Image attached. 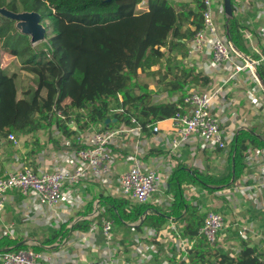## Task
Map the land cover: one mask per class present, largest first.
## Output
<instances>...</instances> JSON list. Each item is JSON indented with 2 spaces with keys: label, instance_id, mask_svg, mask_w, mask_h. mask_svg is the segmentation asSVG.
<instances>
[{
  "label": "crops",
  "instance_id": "0c3cea01",
  "mask_svg": "<svg viewBox=\"0 0 264 264\" xmlns=\"http://www.w3.org/2000/svg\"><path fill=\"white\" fill-rule=\"evenodd\" d=\"M171 2H175L177 8L181 2L187 5L188 9L195 6L194 0ZM214 2L222 3V0ZM231 4L232 18H235L241 28L246 50L241 53L248 59L257 61L260 59L259 52L264 41V0H231ZM213 8L216 23V17L222 18L221 27L218 23L217 25L226 36L227 18L217 10L216 5ZM189 42L186 43L188 51ZM188 51L184 59L178 56L177 59H180L183 67L194 68L200 81L186 86L183 92L175 91L170 94L165 86V79L162 82L156 77V82H150V76H140V83L146 85L147 91L150 92V101L153 104L178 105L190 91L222 87V94L212 112L227 118L223 125L227 137L238 135L240 131H248L260 141H264V106L256 104L249 91L257 87L260 91H256L255 95L261 103L264 94L258 83L254 82L250 70L245 68L232 75L233 69L229 70L226 65L210 67L211 57L208 55L189 54ZM5 55L8 60L10 58L17 63L11 61V65L6 64L0 68L16 75L15 82L21 94L23 88L34 85L32 76L20 69L21 64L14 55ZM3 62H6V57ZM234 62L244 64V60L237 57ZM173 64L174 61L171 67ZM14 66L16 69H13ZM162 66L166 67L165 64ZM257 66L264 68V62ZM172 76L173 74H169L166 77ZM203 80L206 82L203 83ZM137 93L139 94L138 91ZM63 104H69V100ZM179 111L189 110L182 102ZM156 124L159 127L156 134L152 132V127L145 126L139 130V135H128L126 138L124 135H118L114 140L116 163L111 176L105 181L81 180L66 185L63 190L65 199L57 206L48 208L37 200L22 197L16 190H9L0 218V251L36 250L35 252L46 253L54 264H99L110 261L112 264H190L188 253L197 241L181 237L188 217L187 207L195 208L197 214L203 216L209 211L206 209H216L220 214L229 215V221L233 223L237 220L236 213L241 210L238 203L242 200L245 205L243 208L247 209L249 217L247 221H242L241 225H251L250 235L254 236L249 235L250 244L264 249V188L259 190V168L255 162H250L256 157V150L264 148L249 146L244 158L245 168L240 176L236 177L233 170L235 142L228 143L225 150L201 151L198 148L193 156L192 148L197 147V141H193L170 155L166 140L172 138L168 132L171 123L166 118L147 125ZM127 127L135 128L134 125ZM72 129L75 130V126ZM104 129L92 127L90 130L77 131V134L66 137L52 126L38 131L34 136L21 137L13 134L16 145L8 136L0 138V178L22 166H27L36 173L50 171L54 166L74 169L77 163L65 152L64 142L69 140L74 144V141L78 140V146L88 145L92 132ZM88 131L90 134L86 135ZM134 157L142 168L160 174L162 182L151 199L146 204H140L145 205V211L136 219H131L130 216H135L131 215V211L139 204L123 199L118 189V181L119 177L133 166ZM228 173L230 179L227 184L213 185L200 180V176L219 178ZM244 188L248 192L242 195L240 192ZM116 199H122L120 201L123 202L124 214L113 205L112 201ZM176 200L182 203L180 208L174 206ZM226 206L232 210L229 211ZM156 217L163 220L162 223L156 221ZM104 218L112 221L113 237L107 248L101 232V222ZM146 221L148 222L145 225ZM236 226L237 223L234 224V227ZM238 227L234 228L235 235ZM169 240L175 243L168 249L169 243L163 242ZM234 249L239 251L240 247Z\"/></svg>",
  "mask_w": 264,
  "mask_h": 264
},
{
  "label": "trees",
  "instance_id": "16d2710c",
  "mask_svg": "<svg viewBox=\"0 0 264 264\" xmlns=\"http://www.w3.org/2000/svg\"><path fill=\"white\" fill-rule=\"evenodd\" d=\"M194 1L192 9L177 10L170 0H0V7L10 11L39 12L48 45L46 53L33 52L28 37L15 31L13 21L0 16V54L10 52L20 60V69L32 76L34 84L20 94L16 75L0 69V138L34 136L52 126L66 137L92 127L123 124L143 129L172 117L181 109L182 99L178 105L153 104L139 78L149 76L153 66L162 67V59L167 61V74H173L171 63L177 56L185 58L186 43L202 24L201 0ZM226 21L231 41L245 53L237 21ZM257 69L264 80V68ZM195 72L182 67L165 83L168 92H183L186 86L196 84L200 79ZM66 100L69 104L62 105ZM112 110L117 113L111 115ZM113 118L116 123L105 125L106 119ZM132 119L136 123H131ZM234 142L233 170L238 177L245 168L249 146L264 148V141L240 131ZM229 179V173L219 178L200 176L202 182L213 185L227 184ZM120 200L110 202L124 214ZM176 202L174 206L180 208L182 203ZM187 209L181 237L197 241L188 253L190 264H264V249L249 241L240 239L238 252L213 250L198 236L204 216L195 208ZM144 211L145 205L136 206L131 211L135 216L130 218L136 219ZM156 221L163 220L156 217Z\"/></svg>",
  "mask_w": 264,
  "mask_h": 264
},
{
  "label": "built area",
  "instance_id": "2783aa9c",
  "mask_svg": "<svg viewBox=\"0 0 264 264\" xmlns=\"http://www.w3.org/2000/svg\"><path fill=\"white\" fill-rule=\"evenodd\" d=\"M201 28L198 29L189 42V54H206L211 57L210 67L227 66L233 69L232 75L244 70H250L254 82L257 80L253 74L251 66L244 62L243 65L236 64L234 57L240 58L232 50L227 37L220 31L214 17V5L217 10L224 13L222 3H215L214 0H201ZM260 59L253 61L257 67L260 62H264V41L259 52ZM258 88L250 89V97L256 104L264 106L259 102L255 95ZM222 94V87H215L204 91H190L182 102L189 110L188 112L178 111L172 117L167 118L171 127L168 131L172 138L166 140L168 152L174 154L178 149L188 145L190 142L197 141V147L192 148L194 156L198 148L201 151L225 150L228 143H233L237 134L227 137L223 125L227 122L226 117H219L213 114L216 102ZM55 111V108H52ZM56 112V111H55ZM58 113V112H56ZM60 116V114H57ZM131 123H136L134 119ZM73 128L74 123L70 122ZM151 128L153 133L159 132L158 124L146 125ZM53 129L57 128L53 126ZM142 128L135 125V128L119 125L117 128H106L95 130L88 145L78 146L66 140L63 144L68 156H72L77 163L76 168L67 169L52 167L50 171L36 173L27 166L19 167L17 170L0 178V218L4 212L7 202V192L16 190L22 197H29L37 200L41 205L52 208L64 201V188L68 184H73L81 180L105 181L111 176L116 163L114 151V140L118 135H139ZM8 139L17 144L13 134L8 135ZM78 142V140H77ZM78 146V147H77ZM134 164L129 170L119 177L118 189L123 199L136 204H146L152 195L158 190L162 182V177L156 171L142 168L134 157ZM255 162L259 168L260 182L259 190L264 188V150H256V157L250 161ZM246 188L241 189V194H246ZM249 197V195H247ZM101 232L104 245L107 248L112 241V221L102 219ZM226 228L223 216L215 211L205 213L203 224L198 230V236L204 238L209 245L217 244V237ZM252 233L249 224L240 225L237 229V236L243 241H247ZM177 238V237H176ZM174 240H176L174 238ZM175 243V241L169 240ZM170 247V246H168ZM234 252H238L232 249ZM0 264H54L46 253L35 252L33 250L0 251ZM99 264H112L107 262Z\"/></svg>",
  "mask_w": 264,
  "mask_h": 264
},
{
  "label": "rangeland",
  "instance_id": "374dc122",
  "mask_svg": "<svg viewBox=\"0 0 264 264\" xmlns=\"http://www.w3.org/2000/svg\"><path fill=\"white\" fill-rule=\"evenodd\" d=\"M171 1V0H170ZM173 4H175V2H172ZM187 4V3H186ZM176 5V4H175ZM179 8H177L176 7V9L177 10H188V7H187V5H185V4H183L182 2L179 4V6H178ZM7 10V9H6ZM10 11V10H9ZM10 12H12L13 14H15V16H23L24 18L25 17H27V14H30V13H32V12H22V11H20V12H16V11H10ZM33 13H38L39 14V19H40V17H41V14L39 13V12H33ZM221 13V12H220ZM6 18V17H5ZM9 19V18H8ZM39 19H38V21H39ZM11 20V19H10ZM21 20H26V19H18V20H11V21H13L14 22V28H15V31L17 32V33H19V34H24V35H26L27 37H28V41H29V43H30V48L33 50V52H35V53H38V52H40V51H42V52H44V53H46V51L48 50V45H47V42L43 39V37H41L40 39H38V41H34V39H33V37L30 35V34H25V30H26V26H34V23H35V21H31V24L30 23H27V22H25L24 24L23 23H21ZM216 20H217V23L220 25V27H221V22H222V18H217L216 17ZM30 32V31H29ZM166 50L165 49H161V52H165ZM11 54L10 52H6V51H3V52H1V54H0V67H5V65L7 64V65H11V61H15V60H11L10 58H9V60H8V56H4V54ZM3 54V55H2ZM5 57H6V62H3V61H5ZM234 58H236V57H234ZM18 60V59H17ZM18 61H20V60H18ZM179 61H180V59L178 58L177 60H175L174 61V64H173V66L172 67H174V73H176V74H179L180 72H181V70H182V65L179 63ZM161 62H162V64H167V61L165 62V59H162L161 60ZM15 63H17L16 61H15ZM14 64V63H13ZM17 67L19 68V66L17 65ZM159 66H153L152 68H153V70H151L152 72H150L149 73V76L151 77V79H150V82H156L155 81V79H156V77L158 78V79H161L162 80V82L164 81V79H165V81H166V83L170 80V77H166V76H168L169 74H167V72H166V70H165V67L164 66H162V67H159ZM1 69V68H0ZM10 69H11V67H10ZM13 69H16L15 68V66H14V68ZM173 73V74H174ZM165 75V76H164ZM248 75H249V72H248ZM148 76V77H149ZM26 83V82H25ZM161 85H164V83H160ZM16 87H17V84H16ZM252 87V86H251ZM251 87H249V88H251ZM260 90H258V92H259ZM259 102H260V100H259ZM263 103H264V100H263ZM62 105H64V104H62ZM115 113H117L116 111H114V110H112V114L111 115H113V114H115ZM93 133V132H92ZM86 135H89L90 134V132L88 131L87 133H85ZM243 201L244 200H242V201H240L239 203H238V207H240V212L238 213H236V221L235 222H233L232 223V221H229V215H227V214H223V213H221L222 214V216H223V219H224V222H225V224H226V226H229V227H227L226 229H224L223 231H221L220 233H219V235H218V237H217V244H215V245H209L213 250H215V249H217V248H219V249H224V251H226V252H230V253H234V251L232 250V249H234V247H237V246H239V238L237 237V235H235L236 234V232H235V230H234V228H237L239 225H241L242 224V221H247V218L249 217V214L247 213V209H244L243 207L245 206L244 205V203H243ZM212 203V202H211ZM227 207V206H226ZM228 208V210L230 211V210H232L231 208H229V207H227ZM206 210H209V211H215L216 212V209H206ZM206 213V212H205ZM205 215V214H204ZM237 223V225L238 226H236V227H234V224H236ZM254 235H250V237H253ZM250 237L248 238V240L247 241H250ZM219 240L221 241V242H219ZM246 241V242H247ZM164 244H167V243H169V246L171 245V243L169 242V241H166V243H165V241L163 242ZM168 249H169V247H168ZM236 249V248H235ZM36 251V250H35Z\"/></svg>",
  "mask_w": 264,
  "mask_h": 264
},
{
  "label": "water",
  "instance_id": "95a60500",
  "mask_svg": "<svg viewBox=\"0 0 264 264\" xmlns=\"http://www.w3.org/2000/svg\"><path fill=\"white\" fill-rule=\"evenodd\" d=\"M222 4H223V8H224V14H225V17L227 18V20L231 19L233 17V10H232V4H231V0H222ZM0 16H3V17H6V18H9L11 20H18V19H26V20H21V23H30L31 24V21H35L34 23V26H26V30H25V34H30L33 38L36 37L38 39H40L41 37H43L44 39V27L43 25L41 24L40 20H41V17L39 19V14L38 13H30V14H27V17H23V16H15V14H13L12 12H10L8 9L6 10L5 7H0ZM39 19V21H38ZM38 27H41L43 29V31H38ZM30 31V32H29ZM226 36H227V39H228V43L231 47V50L236 54L238 55L241 59L244 60L245 63H247L249 66H251L252 68V71H253V74L257 80V83L261 89V91L263 92L264 94V80L262 79V77L260 76V74L257 72V67L254 65L253 61L251 59H248L247 57H245L237 48L236 46L233 44V42L231 41L230 39V36H229V32L228 30L226 31ZM42 39V38H41ZM115 122L116 119H106L105 120V125H108L110 122Z\"/></svg>",
  "mask_w": 264,
  "mask_h": 264
},
{
  "label": "bare ground",
  "instance_id": "6f19581e",
  "mask_svg": "<svg viewBox=\"0 0 264 264\" xmlns=\"http://www.w3.org/2000/svg\"><path fill=\"white\" fill-rule=\"evenodd\" d=\"M37 30H38V31H41V32L43 31V29H42L41 27H38ZM33 39H34V41H38V38H36V37H34Z\"/></svg>",
  "mask_w": 264,
  "mask_h": 264
}]
</instances>
